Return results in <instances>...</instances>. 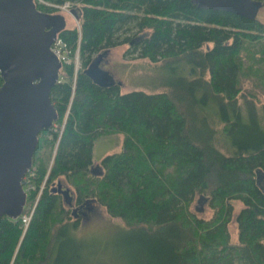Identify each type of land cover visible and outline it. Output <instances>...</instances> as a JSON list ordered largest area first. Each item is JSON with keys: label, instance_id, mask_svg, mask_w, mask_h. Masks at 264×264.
<instances>
[{"label": "trees", "instance_id": "1", "mask_svg": "<svg viewBox=\"0 0 264 264\" xmlns=\"http://www.w3.org/2000/svg\"><path fill=\"white\" fill-rule=\"evenodd\" d=\"M43 1L52 5L35 0L38 9L50 13L74 3L79 24L57 37L79 51L81 67L63 63L52 88L57 122L66 123L62 133H40L31 168L36 189L23 212L45 185L27 229L0 218V264H49L72 242L80 220L53 190L58 182L71 188L74 206H103L145 236L150 249L140 264H264V22L191 0ZM123 44L136 57L189 71L150 91L94 83L85 68ZM208 104L237 145L233 154L216 146ZM115 134L123 135L122 149L96 165L95 140ZM198 196L208 198L210 217L192 209ZM234 201L243 203L236 242Z\"/></svg>", "mask_w": 264, "mask_h": 264}, {"label": "water", "instance_id": "2", "mask_svg": "<svg viewBox=\"0 0 264 264\" xmlns=\"http://www.w3.org/2000/svg\"><path fill=\"white\" fill-rule=\"evenodd\" d=\"M202 9L229 11L256 19L264 3L259 0H191ZM76 15L75 9L70 10ZM62 20L60 13L38 9L35 0H0V218L17 219L28 193L23 178L33 166L42 130L58 120L52 88L60 81L62 61L52 51ZM96 55L84 73L101 87L118 82ZM72 204L70 187L58 182L53 189ZM208 198L200 197V202ZM78 207H73L76 217Z\"/></svg>", "mask_w": 264, "mask_h": 264}, {"label": "rangeland", "instance_id": "3", "mask_svg": "<svg viewBox=\"0 0 264 264\" xmlns=\"http://www.w3.org/2000/svg\"><path fill=\"white\" fill-rule=\"evenodd\" d=\"M56 13L62 15L59 30L64 27L78 26L79 21L71 12L60 8ZM258 18L264 22V6L261 7ZM129 50L128 44L113 47L105 52L100 62L101 68L109 71L120 82L123 93L132 90L150 91L153 85L164 82L172 74L189 71L187 65L163 67L160 63H152L147 59L136 57L137 52L130 53ZM206 107L210 119L218 130L215 138L216 146L226 154H233L237 150V145L222 131L220 123L222 117L218 116L217 107L213 104H208ZM244 121L249 123L250 117L244 116ZM61 124L57 123L55 128L60 130ZM122 140V134L97 138L94 143V163L98 165L106 155L120 151ZM97 168L98 166H95L98 171ZM261 180L264 182V178ZM63 183L68 186L65 182ZM39 193L40 189L38 195ZM242 207L241 201H234V215L229 223L233 242L238 240L236 214ZM192 209L202 217L208 218L212 214L207 202L201 203L199 196ZM70 238L72 242L63 244V248L57 251L49 264H140L150 249L145 236L138 234L137 231L132 232L120 218L110 217L106 209L99 205L95 206V210L91 212L90 219L86 222L80 221L79 226L71 230ZM60 251H62L61 254ZM57 255H60L59 258Z\"/></svg>", "mask_w": 264, "mask_h": 264}, {"label": "built area", "instance_id": "4", "mask_svg": "<svg viewBox=\"0 0 264 264\" xmlns=\"http://www.w3.org/2000/svg\"><path fill=\"white\" fill-rule=\"evenodd\" d=\"M39 1L44 2L43 0H39ZM44 3H46L48 5H52V4L47 3V2H44ZM54 6L57 8H63L67 11H70V9L74 6V3L67 1L63 5H54ZM51 49L60 58L62 63L73 64L75 71L77 72L79 70V68L81 67L79 51L77 50L75 53H73L71 51V49L68 47L67 43H65V41L62 38L56 37L55 41L53 42V44L51 46ZM57 123L58 122L54 123L50 129L57 131V128H55V126H57ZM65 123H66V119L62 122V124L60 126V133H62ZM33 176H34V172L32 171V169H30L28 171V173L23 178V186L27 192L36 189V186L32 180ZM44 183H45V180L39 188L40 193L36 197L35 202L32 205H30L28 207V209L26 210V212L22 213L18 218L22 223L23 231H25L27 229V227L31 221V218L33 216V212L35 210V206H36L38 199L40 197V194L44 188V185H45Z\"/></svg>", "mask_w": 264, "mask_h": 264}, {"label": "flooded vegetation", "instance_id": "5", "mask_svg": "<svg viewBox=\"0 0 264 264\" xmlns=\"http://www.w3.org/2000/svg\"><path fill=\"white\" fill-rule=\"evenodd\" d=\"M71 203L73 207H78V210L76 211V217L73 214L74 219H79L82 222H86L88 219L91 218V212L95 210V206H90V205L89 206H83V205L74 206L73 202Z\"/></svg>", "mask_w": 264, "mask_h": 264}, {"label": "bare ground", "instance_id": "6", "mask_svg": "<svg viewBox=\"0 0 264 264\" xmlns=\"http://www.w3.org/2000/svg\"><path fill=\"white\" fill-rule=\"evenodd\" d=\"M24 189H25V188H24ZM29 192H30V191H29ZM29 192H27V193H28V196H29ZM22 213H24V212H22ZM22 213H21V214H22ZM18 218H19V217H18Z\"/></svg>", "mask_w": 264, "mask_h": 264}]
</instances>
